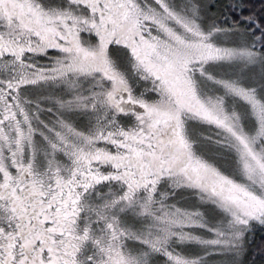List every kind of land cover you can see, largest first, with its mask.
Returning <instances> with one entry per match:
<instances>
[{
  "label": "snow or ice",
  "instance_id": "obj_1",
  "mask_svg": "<svg viewBox=\"0 0 264 264\" xmlns=\"http://www.w3.org/2000/svg\"><path fill=\"white\" fill-rule=\"evenodd\" d=\"M254 247L264 0H0V264Z\"/></svg>",
  "mask_w": 264,
  "mask_h": 264
},
{
  "label": "trees",
  "instance_id": "obj_2",
  "mask_svg": "<svg viewBox=\"0 0 264 264\" xmlns=\"http://www.w3.org/2000/svg\"><path fill=\"white\" fill-rule=\"evenodd\" d=\"M254 242L256 246H259L261 241H260V234L259 232H257L255 238H254ZM249 260H256L257 264H259V260H260V252L258 250V247H254L251 256L249 257Z\"/></svg>",
  "mask_w": 264,
  "mask_h": 264
}]
</instances>
